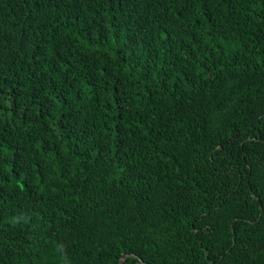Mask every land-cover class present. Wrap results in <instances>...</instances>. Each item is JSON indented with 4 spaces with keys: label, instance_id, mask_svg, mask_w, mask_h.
<instances>
[{
    "label": "trees",
    "instance_id": "obj_1",
    "mask_svg": "<svg viewBox=\"0 0 264 264\" xmlns=\"http://www.w3.org/2000/svg\"><path fill=\"white\" fill-rule=\"evenodd\" d=\"M0 264H264V0H0Z\"/></svg>",
    "mask_w": 264,
    "mask_h": 264
}]
</instances>
